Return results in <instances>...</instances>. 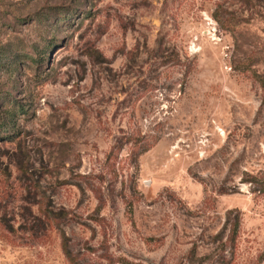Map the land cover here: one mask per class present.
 <instances>
[{"label":"rangeland","instance_id":"obj_1","mask_svg":"<svg viewBox=\"0 0 264 264\" xmlns=\"http://www.w3.org/2000/svg\"><path fill=\"white\" fill-rule=\"evenodd\" d=\"M0 264H264V0H0Z\"/></svg>","mask_w":264,"mask_h":264},{"label":"trees","instance_id":"obj_2","mask_svg":"<svg viewBox=\"0 0 264 264\" xmlns=\"http://www.w3.org/2000/svg\"><path fill=\"white\" fill-rule=\"evenodd\" d=\"M238 229V221L234 223L233 228H232V235H235Z\"/></svg>","mask_w":264,"mask_h":264}]
</instances>
